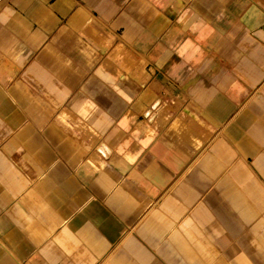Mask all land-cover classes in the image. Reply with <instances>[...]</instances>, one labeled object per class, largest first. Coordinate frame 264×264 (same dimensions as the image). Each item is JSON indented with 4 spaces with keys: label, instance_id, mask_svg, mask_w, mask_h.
<instances>
[{
    "label": "crops",
    "instance_id": "1",
    "mask_svg": "<svg viewBox=\"0 0 264 264\" xmlns=\"http://www.w3.org/2000/svg\"><path fill=\"white\" fill-rule=\"evenodd\" d=\"M0 264H264V0H0Z\"/></svg>",
    "mask_w": 264,
    "mask_h": 264
},
{
    "label": "bare ground",
    "instance_id": "2",
    "mask_svg": "<svg viewBox=\"0 0 264 264\" xmlns=\"http://www.w3.org/2000/svg\"><path fill=\"white\" fill-rule=\"evenodd\" d=\"M156 107H157V105H156ZM156 107H155V109H156Z\"/></svg>",
    "mask_w": 264,
    "mask_h": 264
},
{
    "label": "water",
    "instance_id": "3",
    "mask_svg": "<svg viewBox=\"0 0 264 264\" xmlns=\"http://www.w3.org/2000/svg\"><path fill=\"white\" fill-rule=\"evenodd\" d=\"M154 107H156V106H154Z\"/></svg>",
    "mask_w": 264,
    "mask_h": 264
}]
</instances>
